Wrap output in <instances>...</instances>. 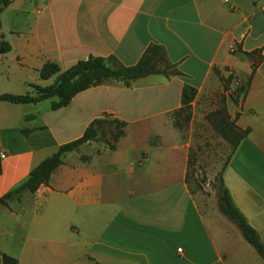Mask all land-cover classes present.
Returning <instances> with one entry per match:
<instances>
[{
	"label": "crops",
	"instance_id": "1",
	"mask_svg": "<svg viewBox=\"0 0 264 264\" xmlns=\"http://www.w3.org/2000/svg\"><path fill=\"white\" fill-rule=\"evenodd\" d=\"M2 42L11 49L0 54V96L54 84L58 75L41 78L47 64L63 73L115 57L132 67L151 45L181 75L130 88L109 81L56 111V99L0 102V198L95 120L126 124L113 150L84 144L47 185L0 205V254L19 264H264L238 227L189 189V146L170 121L186 86L243 84L228 112L250 133L223 177L264 242V0H15L0 16Z\"/></svg>",
	"mask_w": 264,
	"mask_h": 264
},
{
	"label": "trees",
	"instance_id": "2",
	"mask_svg": "<svg viewBox=\"0 0 264 264\" xmlns=\"http://www.w3.org/2000/svg\"><path fill=\"white\" fill-rule=\"evenodd\" d=\"M15 0H0V16L3 10L9 7ZM11 47L2 42L0 44V54L9 52ZM43 80H48L58 75L54 84L42 88L33 86L34 94L26 96L2 95L0 102L12 104H37L46 100L56 99L52 104V110L56 111L70 104L72 99L91 88L101 86L109 81H117L130 88L132 84L140 79L160 75L167 79L180 76L181 73L167 58L163 47L151 45L140 61L132 67H125L115 57L99 58L90 57L85 61H80L69 70L60 73V69L55 64H47L40 73ZM232 78L223 79L227 89ZM244 93V91H241ZM197 90L191 86H186L182 95V107L176 111H186L190 109L191 103L195 99ZM208 121L214 132L222 137L231 147L230 155L225 163L223 173L218 178V208L242 232L245 240L253 247L257 254L264 260V242L259 233L250 225L245 216L235 205L232 196L224 183V172L228 167L233 155L242 141L249 135L250 130H242L235 121L231 120L225 107L209 115ZM109 126L113 131L114 144L109 145L114 149L119 140L124 136L126 124L119 120L98 119L95 120L85 131L84 135L71 143L59 148L57 153L43 161L35 168L25 182L0 198V205L9 206L12 201H19L25 193L34 194L41 186L47 185L56 170L64 164V159L68 153L76 151L84 144L89 142H102L105 135V127ZM106 142V141H105ZM108 143V142H107ZM194 165L192 156H189L187 184L191 167ZM3 264H19V262L6 254H0Z\"/></svg>",
	"mask_w": 264,
	"mask_h": 264
},
{
	"label": "rangeland",
	"instance_id": "3",
	"mask_svg": "<svg viewBox=\"0 0 264 264\" xmlns=\"http://www.w3.org/2000/svg\"><path fill=\"white\" fill-rule=\"evenodd\" d=\"M229 90L230 87L227 89L223 80L219 79L203 92L197 91L189 110L175 112L170 117L174 130L188 144L189 156L194 160L188 186L201 206L218 208V178L223 173L231 147L214 132L208 117L223 107L228 111V103L237 104L243 93L235 99L229 96ZM112 130L115 129L105 127L104 141L100 145L114 144Z\"/></svg>",
	"mask_w": 264,
	"mask_h": 264
},
{
	"label": "built area",
	"instance_id": "4",
	"mask_svg": "<svg viewBox=\"0 0 264 264\" xmlns=\"http://www.w3.org/2000/svg\"><path fill=\"white\" fill-rule=\"evenodd\" d=\"M243 88V84L240 81H238L237 79H233L228 94L232 98L238 99L241 95V91L243 90ZM178 252H181V250H178Z\"/></svg>",
	"mask_w": 264,
	"mask_h": 264
}]
</instances>
